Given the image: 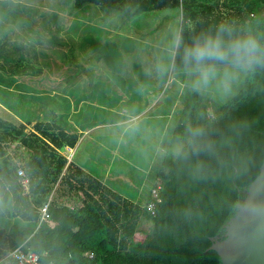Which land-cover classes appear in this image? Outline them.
Masks as SVG:
<instances>
[{"label":"trees","instance_id":"1","mask_svg":"<svg viewBox=\"0 0 264 264\" xmlns=\"http://www.w3.org/2000/svg\"><path fill=\"white\" fill-rule=\"evenodd\" d=\"M73 2L76 9L99 7L104 20L113 14L178 11L174 70L181 67L185 46L202 34L214 35L221 25L264 37V0ZM73 77L46 75L40 80L58 88L62 82L72 85ZM63 99V114L46 109L53 100L44 101L41 113L48 119L38 121L33 131L0 115V222L9 220L0 229V260L23 246L45 264H223L210 250L212 239L222 238L264 162V69L249 72L215 116L203 93H191L172 138L173 144L184 146L176 157L162 161L142 204L69 162L64 152L74 149L80 136L57 124L66 123L71 106ZM193 131L200 135L193 137ZM20 168L29 179V193L22 187ZM157 181L158 202L152 194ZM50 199V218L41 221L40 208ZM153 202L154 212L148 209ZM143 222L151 229L136 241Z\"/></svg>","mask_w":264,"mask_h":264},{"label":"rangeland","instance_id":"2","mask_svg":"<svg viewBox=\"0 0 264 264\" xmlns=\"http://www.w3.org/2000/svg\"><path fill=\"white\" fill-rule=\"evenodd\" d=\"M73 5V0H0V54L12 62L0 73V102H22L16 94L30 93L25 99L53 100L46 109H57L59 96L51 82L36 78L73 75L72 85L62 82L57 88L59 95L63 91L69 96L75 89L74 96L64 95L73 100L64 115L66 123L57 124L91 132L75 163L120 194L139 196L142 204L155 186L162 161L176 157L184 146L173 144V131L191 93L198 91L173 69L181 16L167 10L136 17L113 14L104 20L97 6ZM158 65L168 70L159 71ZM9 66L19 77L10 75ZM248 73L238 72L227 88L217 81L199 90L211 114H219L218 107L239 92ZM6 223L9 220L0 222V229ZM150 229L151 224L143 222L136 241Z\"/></svg>","mask_w":264,"mask_h":264},{"label":"clouds","instance_id":"3","mask_svg":"<svg viewBox=\"0 0 264 264\" xmlns=\"http://www.w3.org/2000/svg\"><path fill=\"white\" fill-rule=\"evenodd\" d=\"M173 44L172 48L175 49ZM174 54V52L170 53ZM159 71L168 70L163 65ZM264 69V37L252 30L235 32L231 26L221 25L216 33L202 34L181 54V67L176 69L188 78L194 90H203L218 81L225 88L238 72ZM222 73V75H221ZM200 135L193 131L192 136Z\"/></svg>","mask_w":264,"mask_h":264},{"label":"water","instance_id":"4","mask_svg":"<svg viewBox=\"0 0 264 264\" xmlns=\"http://www.w3.org/2000/svg\"><path fill=\"white\" fill-rule=\"evenodd\" d=\"M212 242L210 250L219 254L223 264H264V162L224 235Z\"/></svg>","mask_w":264,"mask_h":264},{"label":"crops","instance_id":"5","mask_svg":"<svg viewBox=\"0 0 264 264\" xmlns=\"http://www.w3.org/2000/svg\"><path fill=\"white\" fill-rule=\"evenodd\" d=\"M4 57H5L4 55L0 54V73L1 74H2V71L6 69L7 65L12 63V62L4 61L3 60ZM9 60L12 61V59H9ZM8 68L11 71L10 75L12 77H19L18 74H16V72L12 71V67L9 66ZM42 77H38L36 79H41ZM45 77H46V74H45L44 78ZM23 78L26 79V80H30L31 78H34V77L33 76H24ZM53 89L55 90L54 92L56 93V96L57 95L59 96L58 99H55V101H54L55 104L57 105L56 111H57L58 114H63L64 113V108L62 107L63 102H64L63 98H66V99H68V98L64 96L66 94H64L63 91L60 92L61 95H59L57 93V88H52V90ZM10 92H11L10 95L14 96L15 89L11 88ZM74 92H75V89H72L71 92L69 93L70 96L68 94L66 96H68V97H71L72 95L74 96V94H73ZM27 94L28 93H20V94L17 93L16 94V95H19V96L22 97V99H21L22 102H18V100L16 101L15 98H14V102L10 98H7L5 100V102H0V115H2L4 118H6L7 120H9L11 122H14L17 125H21V124L26 125L27 128H28L27 131H33V127L35 126V124L38 121H40V120L48 119V115L46 113H45L46 115L41 113V111H43V109H44L43 107L46 105V103L44 101H39L38 99H36V100H33L31 98L25 99V98H27L26 97ZM28 95L31 97L30 93ZM29 102H33L34 106H32V105L30 106ZM69 102H70L71 105H73V100L71 98H69ZM20 103H23V106L22 107H17V104H20ZM35 106H37L38 108L37 109H33V107H35ZM66 129L70 130V132H76L80 136V139H79V142H78L77 146L72 150L73 153H74L73 154V161H74V159H75V157H76L81 145L85 142V139L89 136V134L91 132H89V130L83 131L82 128L80 130H78V129L74 130L72 126L71 127H67ZM66 154L67 155L70 154L69 150L67 151ZM78 165L80 167H82L80 164H78ZM83 169H85V168H83ZM85 170L88 172L87 169H85ZM96 178L99 179L100 181H102L108 187L112 188V186L110 184H108L107 182H105L104 179H102V178H100L98 176H96ZM125 197L130 199V200H132L135 203H138L139 202L138 199H140V197L137 196V195H133L131 197H127V196H125Z\"/></svg>","mask_w":264,"mask_h":264},{"label":"built area","instance_id":"6","mask_svg":"<svg viewBox=\"0 0 264 264\" xmlns=\"http://www.w3.org/2000/svg\"><path fill=\"white\" fill-rule=\"evenodd\" d=\"M67 150H69L70 154L69 155L66 154V155H67L69 162H71V160L73 158L72 157L73 156V154H72L73 149L67 148L65 150L66 153H67ZM18 175L21 178V184H22V187L24 189V192L29 193L30 182L26 176L25 170L20 168L18 170ZM160 189H161V184H159L157 186V188L153 189V191H152V194H153L154 198H156L157 202L160 201L159 200ZM50 203H51V199L40 208L41 214H42L41 221L50 218V211H49L50 210ZM148 209L150 211L154 212L156 209V204L154 202L150 203L148 205ZM91 257H93V255H91ZM0 264H45V263H42L41 256L38 253H36L33 250H26L23 248V246H20V247L14 249L13 251H11L5 258L1 259ZM48 264H53V263L50 262Z\"/></svg>","mask_w":264,"mask_h":264}]
</instances>
